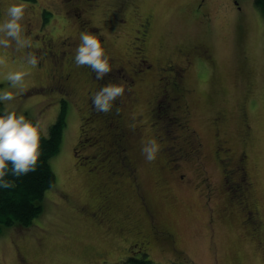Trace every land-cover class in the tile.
Returning a JSON list of instances; mask_svg holds the SVG:
<instances>
[{"label":"rangeland","instance_id":"rangeland-1","mask_svg":"<svg viewBox=\"0 0 264 264\" xmlns=\"http://www.w3.org/2000/svg\"><path fill=\"white\" fill-rule=\"evenodd\" d=\"M14 3L26 5L23 35L39 63L0 48V90L15 95L3 105L45 134L62 100L67 112L43 212L3 230L0 264H129L139 254L264 264V17L253 0H0V22ZM86 30L112 68L99 81L74 62ZM10 70L29 73L23 92ZM110 82L124 95L98 112L91 96ZM150 139L153 162L142 153Z\"/></svg>","mask_w":264,"mask_h":264},{"label":"clouds","instance_id":"clouds-1","mask_svg":"<svg viewBox=\"0 0 264 264\" xmlns=\"http://www.w3.org/2000/svg\"><path fill=\"white\" fill-rule=\"evenodd\" d=\"M25 8L24 3H14L7 8L5 19L0 22V48H12L14 44L18 51L27 49L26 62L36 67L39 61L35 53L31 51L32 42L23 35L21 21L24 19ZM74 62L78 67L90 68L95 73L97 81L102 80L112 71L109 57L105 54L101 41L94 33L87 30L80 34V43L74 55ZM0 67H6L4 57H0ZM27 75H29L27 71L10 70L7 71L5 79L12 89L23 92ZM124 91V87L119 84L111 82L104 84L91 96L94 109L103 113L110 112L113 103L124 95ZM14 99L13 91L0 90V102H10ZM43 130L47 135V126H43ZM41 131L40 121L33 122L23 114L18 115L10 103L5 104L0 113V187H13L11 182L4 180L9 162L12 165L13 174L17 176L35 170L41 154ZM159 151L160 146L155 139L148 140L142 147V153L147 162H153Z\"/></svg>","mask_w":264,"mask_h":264},{"label":"trees","instance_id":"trees-1","mask_svg":"<svg viewBox=\"0 0 264 264\" xmlns=\"http://www.w3.org/2000/svg\"><path fill=\"white\" fill-rule=\"evenodd\" d=\"M253 3L264 17V0H253ZM3 109V102H0V113ZM66 112L67 103L62 100L56 119L48 127L47 135L41 131V154L34 171L17 176L13 174L9 162L4 180L11 182L13 187H0V235L8 227H30L42 214L45 192L55 183V173L50 166V159L60 150L66 126ZM25 117L36 122L31 116L25 115ZM127 263L152 264V261L145 254H139L128 256Z\"/></svg>","mask_w":264,"mask_h":264},{"label":"flooded vegetation","instance_id":"flooded-vegetation-1","mask_svg":"<svg viewBox=\"0 0 264 264\" xmlns=\"http://www.w3.org/2000/svg\"><path fill=\"white\" fill-rule=\"evenodd\" d=\"M236 2V1H235ZM247 127H248V125H247ZM229 148H225L224 149V151H226V150H228ZM228 153H225V155H227ZM234 172H236V169L235 170H233V171H231V173H234ZM242 181H244V178H242L241 179ZM238 182H240V181H238Z\"/></svg>","mask_w":264,"mask_h":264}]
</instances>
